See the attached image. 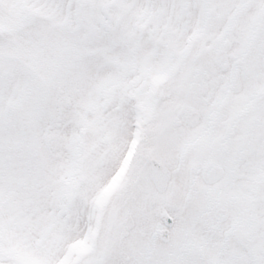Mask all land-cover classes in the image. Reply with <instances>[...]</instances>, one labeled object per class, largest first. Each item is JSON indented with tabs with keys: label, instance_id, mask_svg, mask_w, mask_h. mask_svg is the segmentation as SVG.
<instances>
[{
	"label": "snow or ice",
	"instance_id": "1",
	"mask_svg": "<svg viewBox=\"0 0 264 264\" xmlns=\"http://www.w3.org/2000/svg\"><path fill=\"white\" fill-rule=\"evenodd\" d=\"M0 264H264V0H0Z\"/></svg>",
	"mask_w": 264,
	"mask_h": 264
}]
</instances>
